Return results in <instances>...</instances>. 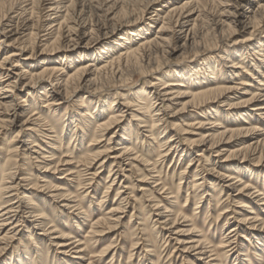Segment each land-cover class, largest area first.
Here are the masks:
<instances>
[{
  "label": "bare ground",
  "instance_id": "1",
  "mask_svg": "<svg viewBox=\"0 0 264 264\" xmlns=\"http://www.w3.org/2000/svg\"><path fill=\"white\" fill-rule=\"evenodd\" d=\"M102 1L104 3L101 2L102 4L99 7H104V10H102L106 16H103L104 22H100L102 24H99L98 20L97 24L88 27L87 21L80 20L85 8L79 0H0V46L4 42H8L11 46L15 45L19 48L14 50L9 56L0 58V134L15 127L24 113L28 114L27 118L18 125V131L8 143L9 145L6 148L1 147L8 154V157L2 165L0 174V249H5L8 246V243L16 236L18 228L22 226L26 229L29 237L33 236L35 230L42 231L39 235L51 237L49 243H55L58 248L67 249L72 247V249H76V252H74L76 254L84 252L85 250L79 249V246H82L84 243L79 244L78 241L74 240L75 237L71 233H66L65 227L59 229L50 218H47L45 211L41 210L42 208H39L31 199L32 196L30 197L31 192L29 190L32 188L39 189V191L45 192L44 196L47 199H58L59 202L66 203L62 205L64 208L77 210L78 212L80 210L79 204H72L75 202L73 201L75 198L72 195L73 193L64 187L74 182H79L78 184L86 182L85 186L88 187L87 189H92L98 172L89 173L96 166L102 169L105 163L111 162L109 178L112 175L113 168L116 169L113 173L114 176L116 173L120 174L123 172L125 170L123 167L125 166L133 168L138 172L141 179L138 183H146L148 186L151 183H155L154 187L150 189L147 201L154 200L152 201L154 203L152 204L154 206L152 210L159 211L164 209V214H158L160 219H164L160 224L170 225V228H173L174 225L180 224V220H182V223H190L189 230L174 233L176 236L179 235V237L185 234H187L185 236L189 234L196 235L194 242L183 243L182 241L180 243V240L176 239L177 244L182 246L183 254H190L189 256H192V259L200 261L197 257L214 253L207 256L208 261L206 263L202 262V264H217L215 261L218 260V257L213 246L208 242L209 238L207 234L198 235L201 231H193L194 228L192 227H195L193 219H188L182 211H172L169 207L160 206V202H156L153 198L152 193L157 192V190L163 193L166 185L159 183L160 177L155 179L158 177V174L154 175L153 173H159L155 171V164H151L145 156L138 155V152H135V149L132 148L131 133H128L125 129L118 139H114L115 137L113 136L108 138L107 145H119L115 149V153H112L113 156L108 157V153L112 148L107 147L105 150L92 152L90 147L99 144L101 139L112 129L116 130L123 118L131 110V112H134L132 113V117L136 121V127L138 128L133 134L139 136L141 130H144V134H146L144 137L152 141L154 140V130L164 132L167 129L168 121L165 117L168 114H173L171 113L173 110L171 109L172 103L178 104L177 106L180 105V109L176 110L171 116L172 118H176L180 124H172V128H168L173 132V135L165 143L164 146L167 144L165 151L162 149L164 152L158 155L162 157L169 156V154L173 156L178 155V160H180L183 154H185L188 158L187 166H193V162L200 163V160L205 159L206 166H210L208 170L210 177L205 178L204 176H200V173L195 172L192 188L197 190L205 182H211V185L213 182L217 183V186L221 185V189L226 187L229 191H232V199L242 200L238 206L239 210L244 212L242 214L234 213L236 215L233 216V211L232 213L229 211V205L219 211L217 219H220L224 226L233 224L227 229L226 235L223 234V239L220 242L222 247H226L227 244L230 246L231 238L238 236L243 230L248 231L247 234L249 235H252L254 231L263 234L264 218H261L257 213L258 211L256 212L254 208L264 206V192L263 190H256L245 181L246 178H250L253 175L254 171H251V173L241 172V169H244L248 165L251 166L253 162L257 165L264 158L263 129L260 130L253 123L247 124L246 121L251 113L254 118H264V93L257 92L260 91L257 89L255 91L249 90L247 87L249 85L243 78L237 79L238 82L236 84H233L232 81L237 78V73L240 71L251 80L254 79V75H257L258 77H255L256 86H264L262 80H260V78L264 79V73L261 72V68L264 66V32L262 34L254 33L264 24V0L256 2L255 8L250 6L249 9L251 10L247 11V14L250 15L246 17L239 18V16L233 15L234 11L228 12L224 10L221 13L225 16V19H220L217 22L222 28L219 31L220 40L215 47L218 54L213 58V62H203L196 70L173 71L172 74L169 73L155 82H150L149 87L152 89V92L147 93L145 88L142 87L140 91L133 94L132 100L128 96L122 99V103H119L116 107H112V105L117 101L119 95L117 91L125 88L130 79L129 77L139 72L147 76L152 75L154 72H159V66L152 67L150 65L154 61H157L159 57L167 55L168 49L171 48L174 55L181 48L192 46L195 43V39H197L195 31L197 27L196 22L199 21L204 7L208 3H217L219 6L224 5L226 8L231 7L238 10L244 6L245 0H181L179 3H172L163 15L160 13L162 10L153 8L157 7V5L160 7L164 0H138L142 3V12L134 19L130 18L132 11L129 7L135 6L136 0H131L130 3V0ZM34 5L36 6V10L40 12L36 20L33 17ZM8 6L10 8H7ZM99 7L95 8L97 13L98 10L102 9ZM150 9L153 10V15L144 19V15L142 14ZM97 16L99 17V15ZM108 17L110 18L108 19ZM71 18L74 19L73 24H71ZM108 20L112 22V25L106 27ZM145 21L147 22L144 23ZM143 23L144 25L138 31H130V38H126L125 36V38L121 37V39L117 40L116 43L113 41L112 45L104 44L103 48L101 47L93 52L92 58L85 52L91 48L90 45L101 43L99 33L97 34V32L103 30L104 32L101 36L105 37L103 40L107 42L114 38V32L119 30V28H124L125 25L138 26V24ZM154 25H156V32L149 36L148 34L152 31L151 28ZM223 26H226V32L223 31ZM237 26L243 32H250L247 37L234 43L235 45L232 46L235 47L234 49H228L225 41H227L229 36L236 34L235 28ZM42 28H46L44 32L49 31V33L45 34V36L49 37V39L45 40L46 43L49 42L50 46L62 41L72 43V51L81 48L80 42L85 40L83 38H88L82 46V52L78 53V56L69 62L68 66H72L77 62L71 73H65L61 69L62 67H60L62 64L64 66L66 57L57 61L54 59L47 60L48 63L43 66L40 72L34 74L29 72V65L25 64V61L20 63L18 57L20 55L17 52L28 48L31 50V56L36 44L40 42L38 32ZM174 40L182 42L181 46L179 45L180 48L175 45L176 43L173 45ZM49 45L44 46V49L46 50ZM202 49L205 48L202 47ZM209 53H212V51H209ZM170 56L172 55L170 54ZM29 57L25 60H28ZM237 58H240V61L237 62ZM86 59L90 60L85 62L84 60ZM102 59L105 60L101 61ZM255 62H258V65ZM190 63L191 65L197 64V60L193 58L190 60ZM227 64H229L226 67L228 71H220V67H225ZM249 66L252 68L254 74H248L249 69L247 67ZM148 67L150 68L149 70ZM11 70L16 72H13L12 76L6 79ZM4 73H6L5 76ZM104 75H108L105 78L106 81L101 79ZM165 78H173L175 80L171 81V79ZM40 85L50 87L49 90L54 95L51 98L50 92L47 91L48 88L44 93L41 92L40 94L44 97V100L41 98L37 100L44 101V105L40 108L54 114L57 112L55 109L58 105L57 102L61 100V97L68 94V89L72 88L71 85L74 87L71 93L74 94L90 86H93L91 89L92 93L98 90L109 89L117 92L114 94L113 102L108 108L109 114L106 118L101 112V110L105 111V104L100 105L98 108L95 103L93 107L91 100H88L85 105L84 101L79 103V108L82 109L80 116L76 118L72 116L71 119L69 118V123H63L64 127H66L65 131L68 130L72 123L76 124V132L73 138L75 140L78 138L79 142L84 138L88 125L91 124L90 119L94 123L93 133L90 136L91 141L76 160L67 155L69 150L63 152L62 154H66L61 158L54 159L56 155L54 152L57 151L55 149L60 150L63 145L62 142L59 141V137L55 134L51 125L45 122L43 116L37 112L38 108L34 107L37 106V103H35L37 100L29 103L28 100L25 101L23 98L24 95L31 96L33 91ZM89 93L91 96V92ZM231 98H236L235 102ZM183 99H187V101L182 102ZM147 101L150 102L147 103ZM211 104L221 106L220 108L225 112L224 115L230 116L231 120L228 119L226 124L221 122V117L223 116L218 114L219 111L209 112ZM225 106L228 108L223 110ZM152 113L153 115L150 117ZM238 118L241 123L240 125H235L234 123L238 121ZM188 129L203 130V132L195 134L194 136H197L196 139L190 140L185 138L182 140L184 143H181L178 136L192 134L191 131L188 132ZM64 134L63 129L61 132L62 137ZM62 137L60 136V138ZM12 143L15 144L13 145ZM41 143L47 145L50 153L38 154L35 149L43 150ZM55 144H58L57 148L54 147ZM182 145H186V147L183 148ZM233 146H235L234 149H232ZM25 148V152L27 153L26 159H31L35 164L37 163L36 170L39 176L35 179H32L31 174H28V179L17 178L19 176L18 170H22L23 166L22 159V165H19L18 161L20 159L18 157L21 153L20 150H25ZM212 154L216 158L210 161ZM33 155L38 156L33 157ZM218 159H223V162H227L226 165L230 168L229 174H222L219 171L215 172V165ZM209 162H212L211 165ZM230 162H235V165H229ZM187 168H190L187 174L189 175L191 167H186L185 170ZM185 170L183 171V175H185ZM240 172L242 175H237ZM60 173H64L63 177L58 179L62 183L54 184L51 180H56L55 175ZM187 177H182L181 180L187 179ZM114 179L107 184V191L113 185ZM17 180L19 183H16ZM29 180H31L30 184H32V188L27 189L22 186V183ZM148 180L152 182H147ZM38 183H41V185ZM120 188L127 189V187H121V185ZM139 188V191H144L143 188ZM212 188H215V186L212 185ZM251 190L253 191L251 192ZM205 192V198L209 197L208 191ZM141 193L145 196L144 192ZM124 194L125 192L121 190L117 191L118 198L116 201H121L118 203L114 202L106 209V218H99L94 222L93 220L91 221L93 225L91 235L97 237L104 233L114 232L122 225L121 218L125 212L123 202L125 204L128 203L127 196L126 198L122 197ZM168 199H166L167 204L173 206ZM191 199H194V197H191ZM206 202H208V205L210 204V200ZM196 206L199 208V202ZM83 214L86 217H90L88 211H85ZM76 216L79 218V215ZM27 217L31 221H27ZM165 225L164 227H166ZM210 226L211 224L208 225V227ZM76 227L78 229L79 225L77 224ZM72 240L73 242H71ZM63 251L64 253L70 252L71 249L70 251ZM190 252L196 253L191 255Z\"/></svg>",
  "mask_w": 264,
  "mask_h": 264
},
{
  "label": "rangeland",
  "instance_id": "2",
  "mask_svg": "<svg viewBox=\"0 0 264 264\" xmlns=\"http://www.w3.org/2000/svg\"><path fill=\"white\" fill-rule=\"evenodd\" d=\"M128 1V0H124ZM135 1V0H133ZM181 0H164L163 3L159 4L160 7H155L153 9L159 8L162 10L161 15H163L168 7L172 3H179ZM260 0H245L244 6L239 8L238 10H235L231 7H225L219 6L217 3H208L204 7V11L202 12V15L198 22H196L197 27L195 29L197 39H195V43L192 46H186L181 48L176 54H172L171 48L168 49L167 55H164L163 57H159L157 61H154L153 64L150 66L156 67L159 66V72H154L152 75H142V72H139L132 77H129L128 83L125 85V88L118 90L119 93L117 101L115 104L112 105V107L118 106L119 103H122V99L128 97L130 100L133 98V94L140 91L142 87L145 88L146 92H152V89L149 87L150 82H155L156 80L168 75L169 73L172 74L173 71H183L188 69H195L201 65V63H211L213 62V58L216 57L217 50H215L216 44H218V41L220 40V34L219 31L222 28L220 24H218V20L225 19V16H223L221 13L225 10L228 12H233V15H237L240 17H246L250 14H247L250 6H253L255 8L256 2H259ZM80 3L84 5V13L80 17V20H85L88 27H92L93 25L97 24L99 20V24H102L100 22H104L103 16L105 14L102 12L104 10V7H99L102 3H104L102 0H79ZM102 2V3H101ZM131 0L129 1V3ZM253 4V5H252ZM135 6L129 7V9L132 11L130 13V18L134 19L138 17L141 14L142 10V3L138 0H136V3H134ZM130 6V5H129ZM102 8L100 10H97L95 8ZM7 8H10L8 6ZM6 8V9H7ZM231 8V9H230ZM134 9V10H133ZM33 17L36 20L39 15V11L36 10V6H33ZM231 10V11H230ZM37 11V12H36ZM91 11V12H90ZM95 11V12H94ZM44 13V11H42ZM41 12V13H42ZM100 12V13H99ZM96 13V14H95ZM85 15V16H84ZM99 15V17L97 16ZM144 19L150 17L153 15V10H146L145 13H143ZM227 15V14H225ZM89 16V17H87ZM106 17V16H105ZM111 17V16H110ZM108 17V19L110 18ZM234 17V16H233ZM232 17V18H233ZM72 19V18H71ZM16 20V19H15ZM74 19H72L71 24H73ZM130 20V19H129ZM126 21V20H125ZM145 21L144 23H146ZM143 24H138L134 26H127L125 25L124 28H119V30H116L114 32V38H112L110 41L103 39L105 37L101 36L103 34V30L97 32L99 35V40L101 43L95 45H90L91 48L89 50L85 51L87 54H89L92 58V54L95 50L99 48H103L104 44L106 45H112L115 41L121 39V37L126 36V38H130V31L140 29ZM217 23V24H215ZM92 24V25H91ZM112 25L111 21L106 22V27H109ZM100 26V25H99ZM95 29V27H93ZM156 25L153 26L152 31L148 34L149 36L153 35L156 32ZM46 28H42L38 32L39 41L35 49L33 51V54L30 56L31 50L28 48L24 50H20L17 53L20 55L18 56L20 59V63L22 61H25V64L29 65V72L32 74L40 72V70L43 68V66L48 63L47 60L54 59V60H61L64 59L63 57H66L64 60L65 64L61 69L65 71V73H71L73 71V68L77 64H73L72 66H68L69 62L76 58L78 56V53L82 52V46L86 43L87 37L83 38V42L81 41L80 45L81 48L75 49V51L71 50L72 43H66L65 41L59 42L54 45H49V42H45V40L49 39L48 36H45V34L49 33V31L44 32ZM122 29V30H121ZM226 26H223V31L226 32ZM236 34L229 36L227 41H225V44H227L228 49H234L235 47H232L235 45L234 43L236 41L242 40L243 38L248 36L247 32H243L238 26L235 28ZM264 32V24L261 25L260 29L257 30V32H254L255 34H262ZM96 34V33H95ZM226 34V33H225ZM52 39V38H51ZM50 39V40H51ZM6 40V39H5ZM99 41V42H100ZM104 41V42H103ZM51 42V41H50ZM93 43V42H92ZM108 43V44H107ZM176 43V44H175ZM176 45L179 47L181 46L182 42L178 40H174L173 45ZM49 45L47 49L45 50L44 46ZM199 45V46H198ZM55 48H54V47ZM69 46V47H68ZM68 47V48H67ZM204 47L207 49H202ZM180 48V47H179ZM201 48V49H200ZM19 49L15 45H10L8 42H4L0 46V58H4L6 56H9L14 50ZM184 51V52H183ZM209 51H212V53H209ZM207 53V54H205ZM170 54L172 56H170ZM30 56V57H29ZM179 56V57H178ZM28 60H25L28 58ZM107 57V56H105ZM197 60V64L190 63V60L192 59ZM90 59L84 60L89 61ZM105 59H102L103 61ZM237 62L240 61V58H237ZM67 63V64H66ZM256 63V62H255ZM101 64V63H100ZM172 64V65H171ZM258 65V62L256 63ZM227 66H221L220 71L226 72L228 71L226 67ZM181 67L180 69L176 68ZM150 68L148 67V70ZM249 69L248 74H254L252 72V68L247 67ZM16 71H12L9 74L6 79H8L10 76H12V73ZM261 72L264 73V66L261 68ZM6 73H4L5 76ZM256 74V72H255ZM64 75V74H63ZM237 78H235L232 82L233 84H236L238 81L237 79H245L247 84L249 86L248 89L251 91H257L264 93V86L258 87L256 86V80L255 77H258L257 75H254V79L251 80L248 76H244L245 74H242L240 71L237 73ZM108 75H104L101 79L104 81L105 78H107ZM220 76V75H219ZM221 77V76H220ZM264 77V75H263ZM165 79H171V81L175 80L173 78H165ZM264 84V79H261ZM106 81V80H105ZM41 83V82H40ZM176 83V82H175ZM72 88L68 89V94L66 96H62L61 100H59L57 103L58 105L55 107L57 112L50 113L46 109L40 108L42 105H44V101H38L37 99L44 100V97L41 96V92L47 91L50 92L49 88L44 85L38 86L31 96L24 95L23 98L25 101H29V103L32 101L37 103V112L43 116L45 119V122H48L49 125L53 128L55 134L58 135L59 141L62 142V148L60 150L55 149L57 151H53L56 153L54 159L61 158L66 153L62 154L63 152H69L67 155L71 158H74L75 160L78 159V157L81 156V152L85 150L88 147V144L91 141V134L92 129L94 128V123L90 119V123L87 127V130L85 131V136L82 139L81 142H79L78 138L75 140L74 133L75 130V123H72L68 130L65 131L64 122L69 123L72 116L75 118L80 116L82 109L79 108L80 102L84 101V105L87 103L88 100H91V105L93 107L96 106L99 108L100 105L105 104V111L101 110L103 113V116L106 118L109 114L108 108L113 102L114 94L117 93L113 89L109 90H98L94 93H92V88L87 87L85 90H81L78 93H71L72 89L74 88L71 85ZM123 90V91H122ZM86 92H91L86 93ZM102 92V93H101ZM31 94V93H30ZM51 95V98L54 96L51 92L49 93ZM238 97V96H236ZM233 102L236 98H231ZM119 101V102H118ZM187 99H183L182 102H186ZM118 102V103H117ZM150 102V101H149ZM147 101V103H149ZM180 102V101H178ZM172 103L171 113L174 114L176 110L180 109V105ZM211 107L209 108V112H215L219 111L218 114L221 116V122L226 124V122L231 120L230 116L224 115V111L220 108L221 106L216 104H211ZM33 107V108H34ZM92 107V108H93ZM107 108V109H106ZM228 108V107H227ZM226 106L223 107V110L227 109ZM104 109V107H103ZM94 110V108H93ZM132 111V110H131ZM127 113L128 115L125 116L119 125V127L115 130L112 129L105 137L101 139V142L97 144L96 146H91L90 149L92 152L101 151L102 149L105 150L107 147L112 148L110 149V152L108 153V157L113 156L112 153H115V149H117L118 146L116 145H107V140L110 136L115 137L114 139H118L119 136L123 133V131L126 129L128 133H131V139H132V148L135 149V152H138V155L145 156L151 164H155L154 167L156 168L155 171L159 173H153L158 174L155 179H160L159 183H164L165 190L163 193L161 191L157 190V192H153L152 196L156 200V202H160V206H166L171 208L172 211H182L185 216H187L188 219H193V225L196 228L193 231H201L198 233V235L207 234L209 241L211 243V246H213L214 251L217 255V259L215 262L217 264H264V233L259 232H252V235L247 234L246 230L241 231L238 236L231 238V245H226V247H222L220 245V242L223 239V234L226 235L227 229L233 225L229 224L224 226L221 220L217 219L219 211L223 208L229 205V211H233L232 215L236 214H242L243 211L239 210L238 206L240 205V202H242L241 199H232L233 198V192L229 191L226 187H223L222 189L220 186H217V183H213L212 185L215 186V188H212L211 182H205L203 186L195 190V188H192L193 185V175L195 172L200 173V176H204L205 178H209L208 170L210 166H206V161L200 160V163L193 162V166H187L188 165V158L185 154L178 160V155H170L169 156H159L158 154L165 151L167 148L165 143L169 140V137L173 135V132L170 130L172 128V124H180L179 121H177L176 118H172L171 116L173 114H168L165 119H167V129L165 131H158L154 130V140H148L144 136V130H141V133L139 136H135L133 134L134 131L138 130L136 127L137 123L133 120L132 113ZM204 112V111H203ZM223 112V113H222ZM67 113V114H66ZM105 113V114H104ZM107 114V115H106ZM26 113L23 114L22 117H20L19 121L16 123L15 127L11 128L10 130L3 131L2 134H0V174L2 170V165L5 162V159L8 157L5 150H2V148H6L9 144V142L13 139L16 132L18 131V125L21 124L22 121H24L27 118ZM96 115V114H95ZM150 115V114H149ZM153 115V113L150 115V117ZM250 116L247 117L246 121L247 124L253 123L257 128L262 130L264 132V118L263 117H257L254 118L252 116V113L249 114ZM171 117V118H169ZM70 118V119H69ZM153 118V117H152ZM155 119V118H154ZM133 120V121H132ZM176 121V122H174ZM179 122V123H178ZM240 119L238 118V121L235 122V125H240ZM242 125V124H241ZM166 126V125H165ZM170 128V129H168ZM64 129L65 134L61 135L62 130ZM188 132H192V134H186L183 136H178L180 138V142L184 143L183 139H190L194 140L197 136H194L195 134H198L199 132H203V130H195V129H188ZM68 132V133H67ZM115 132V134H113ZM117 133V134H116ZM178 135V134H177ZM60 136L62 138H60ZM183 137V138H182ZM113 139V138H112ZM162 139V140H161ZM176 139V137H174ZM160 141V142H159ZM177 141V140H175ZM47 143V142H46ZM13 145L15 143H12ZM54 144V143H51ZM180 144V143H179ZM11 146V143H10ZM29 146V145H27ZM115 146V147H113ZM2 147V148H1ZM41 147L43 150H37L38 154L41 153H50L48 150V147L46 144L41 143ZM55 148L58 147V144L54 145ZM182 147H186V145H182ZM181 147V148H182ZM28 148V147H26ZM25 150H20V155L18 159L19 165H22L23 160V166L22 170L19 171V176H17L18 179H28V174L32 175V179H35L38 175L36 166L33 160H27V153ZM235 146H233L232 149H234ZM164 149V151L162 150ZM25 153V154H24ZM195 154V152H193ZM36 157L38 155H33V157ZM187 158V159H186ZM216 156L212 154L211 159H215ZM22 159V160H21ZM25 160V162H24ZM40 160V159H39ZM70 160V159H69ZM223 159H218L217 164L215 165V172L219 171L222 174H229L230 168L226 165L227 162H223ZM237 162V161H236ZM26 163V164H25ZM212 162H209L211 165ZM25 164V165H24ZM110 164L105 163L104 167L102 169L98 168L97 166L93 168L89 174L98 172L97 177L95 178V181L93 182V188L87 189L88 187L85 186L86 182H80V184L74 182L69 185H66L67 190L71 191L73 196L75 197L72 203L73 205L78 203L80 210H73V209H66L62 205L66 204L65 202H59L58 199H47L44 195L45 192L39 191V189L32 188V184H30L31 180L27 182H23L22 186L26 187L27 189L32 188L29 190L31 192V199L38 205L39 208H42L41 210L45 211V215L47 218H50L51 221L54 222V224L59 229L66 230V233H71L73 237H75L74 240L78 241V243H84L82 246H79L81 250H85L84 252L74 253L76 252V249L67 248L62 249L58 248V246L54 244L49 243V239L51 237L49 236H41L39 235L40 232L35 230L33 233V236L29 237L26 233V229H24L22 226L18 228V231L16 232V236L13 240H11L8 243V246L5 249H0V264H202L206 263L208 261L207 256L213 255V254H207L206 256H200L197 257L200 259L194 260L192 259V256H189L190 254H183L182 253V246L177 244L178 242L176 239L180 240V243L183 241V243H189L194 242L196 235L189 234L188 236H176L174 233H178V231H187L190 229L189 224L190 223H182V220L179 221L180 224H176L173 226V228H170V225L160 224L164 221V219H160L158 214L163 213L164 209H161L159 211L152 210L154 204L152 201L149 200L148 202L147 196L150 194V189L154 187V184L151 183V180H148L147 182H150V186H148L146 183H138L140 181V175L136 170L130 167H123L125 170L121 172L120 174L116 173V175L113 176L115 168H113L112 175L110 178L108 177L110 173ZM192 165V164H191ZM229 165H235V162H230ZM248 165V164H247ZM251 164V166H247L244 169H241V172H253V175H251L250 178H246L245 181L247 184L254 187L256 190H263L264 192V158L260 161L259 164L255 165ZM186 167H191V172L188 174L189 169L185 170ZM207 167V168H206ZM97 168V169H96ZM142 168V167H139ZM62 169V168H61ZM127 169V170H126ZM130 169V170H129ZM65 170V168H63ZM98 170V171H97ZM148 170V169H146ZM185 172V175H183V171ZM237 173V175H242V173ZM123 176H122V175ZM64 173L56 174L55 179H52L51 181L54 184H61L62 182H59L61 177H63ZM160 175V176H159ZM236 175V174H235ZM244 175V173H243ZM188 176V177H187ZM247 176V173H246ZM117 177V178H116ZM126 177V178H125ZM182 177L187 179L181 180ZM115 178V179H114ZM1 179V176H0ZM39 179V178H37ZM114 179L113 185L110 187V189L107 191L106 187L107 184ZM130 179V180H129ZM188 180V181H187ZM83 181V180H82ZM125 182V184H124ZM16 183H19L17 180ZM41 185V183H38ZM142 184V185H141ZM39 185V186H40ZM124 186L127 187V189L120 188ZM147 185V186H146ZM211 185V186H210ZM85 187V188H84ZM139 187L141 189L143 188L144 191H139ZM139 188V189H138ZM160 188V187H159ZM169 188V189H168ZM167 189V190H166ZM121 190L125 192L122 197L127 196V204L123 202V206H125V212L122 215L121 218V226L116 229L117 231H112L108 233L101 234L100 236H93L91 235V231L93 229V225L91 221L93 222L95 220L106 218V209H108L114 202H120L121 200L116 201L118 198L117 191ZM228 190V191H227ZM149 191V192H147ZM188 191V192H187ZM204 191H208L207 193L210 195L209 197L205 198ZM253 190H251L252 192ZM22 192V191H21ZM18 192V193H21ZM141 192L145 193V196L142 195ZM160 192V193H158ZM165 192V193H164ZM230 192V193H229ZM204 195V196H202ZM232 195V196H231ZM21 196V195H20ZM191 197H194V199H191ZM202 197V198H201ZM46 198V199H45ZM169 198V199H168ZM177 198V199H173ZM166 199L173 205L170 206L167 204ZM210 200V204L208 205L207 200ZM199 202V208H197V203ZM129 205V206H128ZM150 207V208H149ZM231 208V209H230ZM254 210L258 213V215L261 218H264V206L255 207ZM88 211V215L90 217L84 216V212ZM236 213V214H234ZM244 213V212H243ZM79 215V218L76 216ZM102 217V218H101ZM27 221H31L30 218L27 217ZM221 222V223H220ZM232 223V222H231ZM79 225V230L76 229V225ZM141 224V225H140ZM211 224L210 227L208 225ZM164 225L166 227H164ZM81 229V230H80ZM91 229V230H90ZM192 230V229H191ZM173 231V232H172ZM264 232V229H263ZM87 236V237H86ZM100 237V238H99ZM226 240V239H225ZM34 243H33V242ZM73 242V240L71 241ZM33 244V245H32ZM189 245V244H188ZM2 247V246H1ZM71 249V251H70ZM78 249V250H79ZM63 250H69L70 252H65ZM105 252V253H104ZM191 255H194L196 252H190ZM83 259V260H82ZM202 259V260H201Z\"/></svg>",
  "mask_w": 264,
  "mask_h": 264
}]
</instances>
